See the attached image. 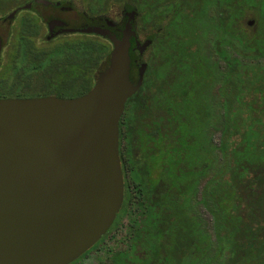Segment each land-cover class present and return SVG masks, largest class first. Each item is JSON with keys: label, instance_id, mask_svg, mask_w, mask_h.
Listing matches in <instances>:
<instances>
[{"label": "trees", "instance_id": "obj_1", "mask_svg": "<svg viewBox=\"0 0 264 264\" xmlns=\"http://www.w3.org/2000/svg\"><path fill=\"white\" fill-rule=\"evenodd\" d=\"M62 1L94 17L109 16L116 6L138 10L155 33L140 91L157 92L158 106L174 109L173 202L155 204L129 230L128 249L107 254L100 264H264V68L242 63L264 59V0ZM250 11L259 22L254 32L243 25ZM39 33L33 19L22 21V47L10 75L0 77V100L89 93L108 66V38L36 50ZM214 132L220 133L218 145ZM197 189L199 204L213 219V235L202 230L195 211Z\"/></svg>", "mask_w": 264, "mask_h": 264}, {"label": "water", "instance_id": "obj_2", "mask_svg": "<svg viewBox=\"0 0 264 264\" xmlns=\"http://www.w3.org/2000/svg\"><path fill=\"white\" fill-rule=\"evenodd\" d=\"M136 16L130 9L121 38L99 26L78 30L112 44L86 95L0 100V264H71L113 225L124 196L120 119L144 76L130 79ZM2 46L0 37V55Z\"/></svg>", "mask_w": 264, "mask_h": 264}, {"label": "flooded vegetation", "instance_id": "obj_3", "mask_svg": "<svg viewBox=\"0 0 264 264\" xmlns=\"http://www.w3.org/2000/svg\"><path fill=\"white\" fill-rule=\"evenodd\" d=\"M40 1H46L47 3H39ZM7 3L8 6H6ZM6 4L0 7V14L6 11H8V13L5 17H0V20L12 17L11 15L13 14L12 19L9 21V25H11L10 28L14 32L15 26L17 25L20 29L22 21L26 18L33 19L40 27L39 35L33 38L34 42L32 43L36 50H52L56 47H58V50H61L59 47L68 44L70 41L92 38L95 34L80 32L78 30H84L93 26L107 28L113 34L115 33L119 37H122L123 31L129 23L128 9L125 10L123 14L124 16L120 26L115 22H113V26H109L106 22L94 24L93 21L95 17L72 1L27 0L16 2V0H7ZM5 7L8 9L4 10ZM42 12H44L45 15L42 14ZM30 13L32 16L29 15ZM134 21H131V29L134 31L135 35H132L130 38V57L133 56L131 57L130 64V79L134 85H137L140 81L142 71H144V76L141 87L127 100L119 124V154L124 180L123 202L115 219L116 222L114 221L113 223L114 227L112 225L110 228V234L99 243L95 250L93 249L86 253L88 255L97 252L100 248H103L108 245L109 242L113 241L115 238L114 234L117 233L120 228H123V226L126 227V235L128 236L129 230L135 222L141 224L143 220H145L149 210L155 206V204L159 203L163 205L166 202L169 206L174 198V109L172 105L166 110L158 106L159 104L157 103L159 102L154 101V95H156L157 92L140 91L144 85L145 73L148 69L146 55L148 54L149 47H147L143 53L138 50L137 42H141L142 40L140 32L135 30ZM15 22H18V24H15ZM19 29L18 36H15V43H9V45H13L14 47L12 63L18 50L22 47L19 42ZM43 30L45 31L44 35L42 34ZM69 30L75 31L70 32ZM12 35H14V33H12ZM40 38L47 42H53L55 40L61 41L49 49H44L40 48L37 44V40ZM2 51L1 55L3 53ZM103 70L104 69L101 71ZM200 177L204 184V167L201 168ZM127 239L126 236L121 237L118 241L121 247L118 248V250L109 248V254H116L120 251L127 250L129 247Z\"/></svg>", "mask_w": 264, "mask_h": 264}, {"label": "rangeland", "instance_id": "obj_4", "mask_svg": "<svg viewBox=\"0 0 264 264\" xmlns=\"http://www.w3.org/2000/svg\"><path fill=\"white\" fill-rule=\"evenodd\" d=\"M39 3H43V2L40 1ZM6 6H8V3L6 4ZM7 9H8L7 7L4 8V10H7ZM127 9L129 10V7H127V6H116L115 8H113L111 10V15H109V16L104 15L101 17L97 16V17H95L93 22H94V24H100V23H105V22H106V24H108L107 21L109 20V21H112V22L119 24V26H120V24L122 23V18L124 16L123 14H124L125 10H127ZM35 11H36V9H35ZM7 13H8V11L0 14V17H5L7 15ZM42 14H44V12H42ZM29 15L32 16L31 13ZM137 15H138V13H137ZM136 17L137 18L134 21L135 22V28H136L135 30L140 32L141 40H142L141 42L140 41L137 42L138 50H140V48H142V46L145 43H149L148 47L151 46L153 35L155 33H152V31L150 30V27H148V25L144 26V24L141 22V17H139V16H136ZM11 19H12V17H8L7 19L0 20V37L3 41V46H2L3 51L1 50L3 53H2L1 58H0V76H2V77H8L11 73L12 54L14 52V47H13V45H9V43H11V42L15 43V40H16L15 36H18L17 34H18L19 27L16 25L15 26V32H14L10 28L11 25H9L10 24L9 21ZM258 23L259 22H258L257 15L254 12L250 11L248 13V15L246 16V19L244 20L243 25L249 32H254L257 30ZM15 24H18V22H15ZM12 33H14V35H12ZM42 34L43 35L45 34L44 30L42 31ZM115 35L117 37H119L117 34H115ZM119 38H121V37H119ZM67 39H71V38H67ZM60 41L61 40H55L53 42H47V41H43L42 38H40L39 40H37V44L40 48L49 49V48L53 47L54 45L58 44ZM147 55H146V57H147ZM233 56H235V55H233ZM137 58L139 59L138 55H137ZM242 63H244L248 66L253 65L256 67H263L264 68V59H258V60H254V61L242 59ZM219 138H220V133L214 132L212 139H213L214 143H216L217 145L219 143ZM198 189H200V190L202 189V183L199 185ZM198 189L196 190V197L194 199V208H195L196 213L198 215H200V217L202 218V222H203L202 223V230L208 231V233L210 235H213V229H214L213 228V219L210 216V214L205 210V208L201 204H199L201 191L199 192ZM123 236H126V227L125 226H123V228H120L118 230V232L114 234L115 238L113 241L109 242L108 245L104 246L103 248H100L97 252H94V253L88 255L79 264H100V260L107 257V254L110 253V249L118 250V248L121 247V245L118 243V241ZM110 245H111V247H110ZM96 247H94L93 249L95 250Z\"/></svg>", "mask_w": 264, "mask_h": 264}]
</instances>
